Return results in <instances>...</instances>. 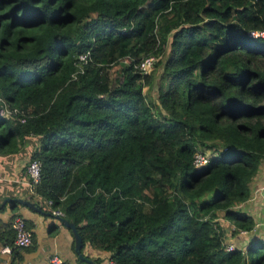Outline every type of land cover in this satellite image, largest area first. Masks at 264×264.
<instances>
[{
  "label": "trees",
  "instance_id": "16d2710c",
  "mask_svg": "<svg viewBox=\"0 0 264 264\" xmlns=\"http://www.w3.org/2000/svg\"><path fill=\"white\" fill-rule=\"evenodd\" d=\"M255 29L264 0H0V96L24 115L0 117V150L36 138L31 197L75 224L81 251L115 264H264V237L227 250L218 220L232 235L254 226L237 206L264 161ZM197 150L216 154L195 166ZM0 228L12 245L10 223Z\"/></svg>",
  "mask_w": 264,
  "mask_h": 264
},
{
  "label": "crops",
  "instance_id": "0c3cea01",
  "mask_svg": "<svg viewBox=\"0 0 264 264\" xmlns=\"http://www.w3.org/2000/svg\"><path fill=\"white\" fill-rule=\"evenodd\" d=\"M28 140L17 150H0V201L6 197H23L36 201L31 196L34 194L26 175V163L30 153L38 146L35 137ZM253 216L254 226L251 231L238 232L227 235L226 225L229 221L219 213L218 220L225 230V243L232 242L245 249L247 243L259 237H264V161L259 165L256 175L250 183V196L237 206ZM15 215H22L30 223L32 242L23 248H12L10 252L0 251V264H49V255L53 252L59 254L66 264H78L77 254L74 251V239L71 230L52 214L40 213L18 202H7L0 208V222L11 223ZM57 221L63 226L53 233ZM58 222V223H59ZM1 229V228H0ZM231 230V229H230ZM5 244H1L0 248ZM84 254L90 258L100 259L101 264H106L109 252L93 248L88 244L83 247Z\"/></svg>",
  "mask_w": 264,
  "mask_h": 264
},
{
  "label": "built area",
  "instance_id": "2783aa9c",
  "mask_svg": "<svg viewBox=\"0 0 264 264\" xmlns=\"http://www.w3.org/2000/svg\"><path fill=\"white\" fill-rule=\"evenodd\" d=\"M248 34L251 36H263L264 30H249ZM87 54L82 53L78 55V70L82 71V63L86 62ZM126 58V57H125ZM153 54L143 57L136 65L142 72L146 73L150 70L153 61L155 60ZM72 77L75 78L76 74L73 73ZM0 117H4L11 120L24 121L23 111L17 107H10L8 103L0 96ZM216 154L214 152L197 150L193 155V164L195 166L204 165L210 155ZM40 167L41 163L37 159H29L26 163V175L28 182L33 187L40 178ZM33 190V189H32ZM47 204H51V200H47ZM50 213L52 215L64 216L63 212L58 208H51ZM10 227L14 232L12 245L5 244L0 248L1 252H10L12 248H23L27 247L32 242V231L26 226L25 218L22 215H15L10 223ZM239 232H247L246 230H240ZM235 247L233 243H225V249L232 250ZM49 264H66L64 259L57 253L53 252L48 258ZM106 264H115L112 259H108Z\"/></svg>",
  "mask_w": 264,
  "mask_h": 264
},
{
  "label": "water",
  "instance_id": "95a60500",
  "mask_svg": "<svg viewBox=\"0 0 264 264\" xmlns=\"http://www.w3.org/2000/svg\"><path fill=\"white\" fill-rule=\"evenodd\" d=\"M7 202H18L20 204L26 205L30 208H32L33 210L40 212V213H45V214H51L49 211L44 210L41 205L35 201H31L28 198H23V197H9L6 196L4 197L1 201H0V207H2L3 205H5ZM65 226H67L73 235V239H74V251L77 254L78 258H80L81 260H84L85 262H87L88 264H97L95 263L91 258L87 257L82 251H81V247H82V238L75 226V224L68 220L67 218H65L64 216H56Z\"/></svg>",
  "mask_w": 264,
  "mask_h": 264
},
{
  "label": "rangeland",
  "instance_id": "374dc122",
  "mask_svg": "<svg viewBox=\"0 0 264 264\" xmlns=\"http://www.w3.org/2000/svg\"><path fill=\"white\" fill-rule=\"evenodd\" d=\"M122 59H123L124 61H128L127 58H122ZM155 79H156V78H155ZM143 89L146 91V90H147V86H144ZM149 92H150V93H149L150 96L152 97V96L154 95V93L151 92V91H149ZM8 124H9V122L6 120V121L0 123V126H5V125H8ZM59 221H60V220H59ZM59 221H57L56 226L54 227V230L52 231L53 233H56V232L58 231L57 228H58L59 226H63L62 223L59 222ZM58 222H59V223H58ZM225 229L227 230V233H228L227 235H229V233L231 232V230H230L231 227H230L229 225H226V226H225ZM228 243H232V242H228V241H227V244H228ZM233 244H234V243H233ZM84 250H85V249L83 248V249H82V252H84Z\"/></svg>",
  "mask_w": 264,
  "mask_h": 264
}]
</instances>
